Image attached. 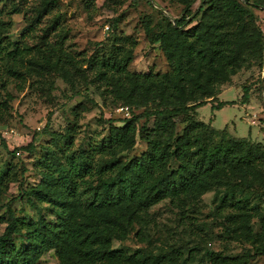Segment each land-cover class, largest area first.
<instances>
[{
  "label": "trees",
  "instance_id": "16d2710c",
  "mask_svg": "<svg viewBox=\"0 0 264 264\" xmlns=\"http://www.w3.org/2000/svg\"><path fill=\"white\" fill-rule=\"evenodd\" d=\"M36 1L26 9L10 6L25 20L19 40L3 35L6 23L0 19V118L11 97L7 84L20 91L30 79L34 88L42 90L40 83L48 89L52 75L69 85L66 99L84 96L78 87L100 86L102 103L105 99L112 105L121 103L131 115L120 126L106 119L107 133L85 144L75 145L73 126L63 134L49 132L38 168L40 180L21 193L36 210L37 203L48 204L55 217L27 221L7 208L0 233V264H37L39 254L47 250L53 251L58 264H246L248 249L232 257L205 250L196 258L197 243L186 248L185 256V247L178 243L157 246L156 251L111 249L112 240L121 243L129 234L143 232L150 222V206L167 200L178 211L197 210V201L207 191H212L210 213L220 232L248 242L252 251L263 254L264 144L232 137L193 115L206 103L212 110L247 103L245 85L236 101L211 103V97L244 65L248 49L257 51L259 62L262 59L263 34L251 9H264V0H199L194 10L195 0H171L182 6L179 17H171L148 0L166 20L164 29L152 38L168 65L160 74L129 71L132 47L119 43L97 47L87 57L75 55L63 44L65 33L57 17L39 27L56 1ZM121 39L127 41L126 37L115 40ZM138 108L141 111L133 113ZM177 117L184 124L179 134L175 133ZM136 135L146 148L123 161L119 154L132 148ZM0 143L7 150L3 139ZM33 148L32 135L27 144L9 152L31 153ZM252 218L260 225L258 233H251Z\"/></svg>",
  "mask_w": 264,
  "mask_h": 264
},
{
  "label": "rangeland",
  "instance_id": "374dc122",
  "mask_svg": "<svg viewBox=\"0 0 264 264\" xmlns=\"http://www.w3.org/2000/svg\"><path fill=\"white\" fill-rule=\"evenodd\" d=\"M36 0H0V19L6 23L4 36L11 40H19L24 32L25 20L21 13H12L10 6L31 7ZM54 7L42 18L39 27H45L53 17L58 18V26L65 33L63 42L67 49L75 55L88 56L97 47L108 48L112 43L131 46V59L127 69L137 73L160 74L168 70L167 62L153 35L164 29L166 20L157 8L148 0H55ZM155 5L167 11L171 17H179L181 5L171 0H152ZM199 0L191 6L194 10ZM256 17V25L261 29L264 43V9L252 8ZM32 13V12H31ZM30 15V12L27 11ZM149 31V32H148ZM126 37V40H115ZM52 34L50 39H54ZM29 43L31 40L28 38ZM257 51L248 49L244 54V65L229 77L227 82L217 86V94L211 97V103L217 101H236L241 95V87H248L247 105L225 104L219 109H211L206 103L195 109L193 118L202 121L216 130L224 129L232 137H248L264 144V48L259 62ZM33 79V78H31ZM30 79L17 91L12 84L5 90L11 95L7 98L3 115L0 118V139L4 140L7 150L0 143V233L10 208L18 217L34 221L38 216L53 220L55 215L46 203H37L39 209L31 207L21 191L34 186L40 180L39 163L44 156L45 147L51 135L49 132L63 134L66 127L73 126L74 143L85 144L89 139L97 140L107 133L106 119H112L113 125L120 126L130 117V110L117 111L118 103L112 105L108 99L102 103L98 92L101 87L90 85L87 89L78 87L84 96H73L69 85L55 75L50 77L51 87L37 83L42 90L34 88ZM263 88V89H262ZM94 102V103H93ZM141 108L133 109V113ZM137 120L136 125L141 124ZM175 133L179 134L183 127L180 118L175 119ZM151 118L147 124H150ZM262 125V126H261ZM260 128V129H259ZM45 130V131H43ZM43 131V132H42ZM48 132V133H47ZM33 135V151L31 153L15 147L27 144ZM217 139V138H216ZM264 147V145H263ZM146 148L145 142L136 135L135 144L128 151L119 154L123 161L139 155ZM212 191L205 192L197 201V210L187 208L185 212L163 200L149 207L150 222L140 235L127 236L121 243L111 241V249L120 247L128 249L147 247L153 251L157 246L178 243L183 249L197 243L198 255L205 250L218 251L225 257L239 256L245 249L250 252L246 264H264V253L257 254L251 250L250 244L242 239H230L223 234L219 224L211 216L213 209ZM264 209V202L262 200ZM264 211V210H263ZM188 215V216H187ZM193 219H195L193 221ZM195 224H194V223ZM137 227V226H135ZM251 233L260 232V225L255 218L250 222ZM37 264H58L52 250L41 252ZM208 264V262H204Z\"/></svg>",
  "mask_w": 264,
  "mask_h": 264
},
{
  "label": "built area",
  "instance_id": "2783aa9c",
  "mask_svg": "<svg viewBox=\"0 0 264 264\" xmlns=\"http://www.w3.org/2000/svg\"><path fill=\"white\" fill-rule=\"evenodd\" d=\"M116 110H117V111H125V112H126L127 107H126V106H118V107L116 108ZM263 202H264V197H263Z\"/></svg>",
  "mask_w": 264,
  "mask_h": 264
},
{
  "label": "water",
  "instance_id": "95a60500",
  "mask_svg": "<svg viewBox=\"0 0 264 264\" xmlns=\"http://www.w3.org/2000/svg\"><path fill=\"white\" fill-rule=\"evenodd\" d=\"M263 80H264V71H263V76H262V82H263ZM263 89V88H262Z\"/></svg>",
  "mask_w": 264,
  "mask_h": 264
},
{
  "label": "crops",
  "instance_id": "0c3cea01",
  "mask_svg": "<svg viewBox=\"0 0 264 264\" xmlns=\"http://www.w3.org/2000/svg\"><path fill=\"white\" fill-rule=\"evenodd\" d=\"M242 105H247V103L246 104H242ZM262 124H264V123H262ZM262 126V125H261Z\"/></svg>",
  "mask_w": 264,
  "mask_h": 264
}]
</instances>
